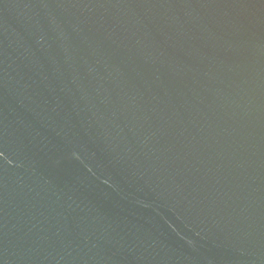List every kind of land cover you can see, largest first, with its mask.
Returning <instances> with one entry per match:
<instances>
[{"label": "water", "instance_id": "obj_1", "mask_svg": "<svg viewBox=\"0 0 264 264\" xmlns=\"http://www.w3.org/2000/svg\"><path fill=\"white\" fill-rule=\"evenodd\" d=\"M0 264H264V0H0Z\"/></svg>", "mask_w": 264, "mask_h": 264}]
</instances>
